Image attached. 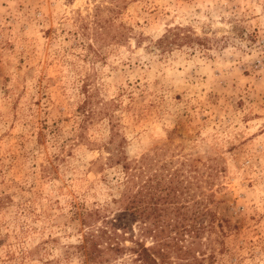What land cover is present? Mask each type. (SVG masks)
<instances>
[{
  "label": "rangeland",
  "instance_id": "1",
  "mask_svg": "<svg viewBox=\"0 0 264 264\" xmlns=\"http://www.w3.org/2000/svg\"><path fill=\"white\" fill-rule=\"evenodd\" d=\"M151 177L189 258L264 264V0H0V264H85Z\"/></svg>",
  "mask_w": 264,
  "mask_h": 264
},
{
  "label": "trees",
  "instance_id": "2",
  "mask_svg": "<svg viewBox=\"0 0 264 264\" xmlns=\"http://www.w3.org/2000/svg\"><path fill=\"white\" fill-rule=\"evenodd\" d=\"M128 168V167H126ZM157 177V174L154 175ZM122 199L123 208L108 225L99 228L97 232H89L82 244L85 250V264H114L108 262L106 253L124 252L126 247L122 240H132L131 248L135 257L132 262L138 264H173L170 259L169 247H174L181 264H203L196 256L189 258L197 242L189 241V236L199 237L200 227L196 223L188 224V207L180 201L175 193V187L162 178H148L138 188L127 190ZM90 223L99 217L98 211L89 212ZM139 225V236L136 238L123 235L132 229L133 224ZM174 231V234L172 232ZM122 232V236L120 235ZM117 236L122 239H117ZM129 238H127V237ZM147 238H152L151 244L146 243ZM117 239V240H116ZM189 243L187 244V242ZM106 245L105 247L103 245ZM185 246V247H184ZM121 264H128L123 262Z\"/></svg>",
  "mask_w": 264,
  "mask_h": 264
}]
</instances>
